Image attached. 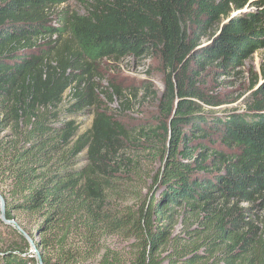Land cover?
Wrapping results in <instances>:
<instances>
[{
	"label": "trees",
	"instance_id": "1",
	"mask_svg": "<svg viewBox=\"0 0 264 264\" xmlns=\"http://www.w3.org/2000/svg\"><path fill=\"white\" fill-rule=\"evenodd\" d=\"M68 2L0 0L7 219L44 264H264V84L244 111L220 114L227 103L203 90L207 72L230 75L264 49V10L243 12L252 0H79L82 11ZM127 56L160 62L161 121L138 131L97 107L80 133L63 116L65 95L70 115L85 111L95 65ZM140 151L159 167L135 210L118 202ZM1 225L12 240L0 232V264H38L0 209ZM112 236L135 241L133 260L110 255Z\"/></svg>",
	"mask_w": 264,
	"mask_h": 264
},
{
	"label": "rangeland",
	"instance_id": "2",
	"mask_svg": "<svg viewBox=\"0 0 264 264\" xmlns=\"http://www.w3.org/2000/svg\"><path fill=\"white\" fill-rule=\"evenodd\" d=\"M252 2L245 7L243 12L258 14L264 10V0H252ZM64 5L65 7L70 6L72 10L82 11L83 9L79 0H69ZM210 40L209 37H206L202 43L209 44ZM244 64L242 69L227 76H220L212 70L204 75L203 90L227 103L225 108L214 110L216 112L214 114L226 113L232 109L244 111L246 109L245 101L252 99L253 92L264 84V49L255 53ZM95 68L93 75V83L96 88L93 96L94 104L85 111L70 115L69 111H71L70 108L74 102L70 92H67L62 105L64 118L73 120L79 127L80 133H85L90 129L97 107L106 109L130 129L139 131L140 128L150 129L158 125L159 120L161 121L158 99L165 91L164 74L159 61L146 56L141 58L127 56L119 60H103L97 63ZM218 147L222 150L226 149L223 146ZM156 156L157 154L146 151L132 153L134 161L128 169L132 181L123 186V198L118 204L135 210L139 209L140 198L143 197L147 188H150L152 177L159 167V160ZM180 216V214L177 216L179 223L182 218ZM23 219L30 225L35 222V220H31L32 218L29 220V217H23ZM181 228L182 225L178 224L174 232L180 233ZM15 230L17 229L15 228ZM0 232L7 240H12L11 232L2 225ZM134 242V240L112 236L104 240L103 245L110 248V255L119 257L123 262H130L133 260L131 245ZM5 248L6 245L0 244V251ZM31 251H33L32 248ZM102 253L104 250L96 255L92 262L98 263ZM31 256L36 259L34 254L31 253Z\"/></svg>",
	"mask_w": 264,
	"mask_h": 264
},
{
	"label": "water",
	"instance_id": "3",
	"mask_svg": "<svg viewBox=\"0 0 264 264\" xmlns=\"http://www.w3.org/2000/svg\"><path fill=\"white\" fill-rule=\"evenodd\" d=\"M0 209H1V219H2V221L5 224H7V225L14 226L20 233H22V235L30 243L31 248L33 250V251H31V253L36 256L38 264H44L41 252L37 248V245L35 244L33 239L29 236V234L27 232H25L15 220H8L7 219V217H6V201H5V199L3 198V196L1 194H0Z\"/></svg>",
	"mask_w": 264,
	"mask_h": 264
}]
</instances>
